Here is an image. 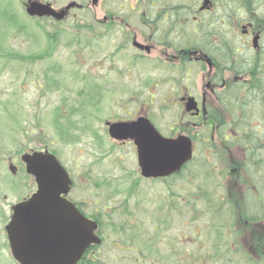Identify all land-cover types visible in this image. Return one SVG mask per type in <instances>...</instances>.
I'll list each match as a JSON object with an SVG mask.
<instances>
[{"label": "flooded vegetation", "instance_id": "af4514ba", "mask_svg": "<svg viewBox=\"0 0 264 264\" xmlns=\"http://www.w3.org/2000/svg\"><path fill=\"white\" fill-rule=\"evenodd\" d=\"M219 1L126 2L130 13L139 18L140 34L88 39L91 47L96 42V48L106 44L107 49L99 53L110 73L126 76L123 84L133 92L125 105L139 102L134 112L124 105L121 115L104 119L109 135L111 125H119L118 141H112L120 148L132 147L138 157L130 136L140 131L148 140L154 124L169 139L189 140L184 142H190L193 157L163 179L141 176L136 162L137 186L160 185L169 193V205L158 200L157 206L163 207L152 214L142 209V201L152 198L154 190L132 193L142 199L137 220L131 218L128 205L116 210L109 204L123 195L80 200L74 185L66 200L98 224L94 235L102 242L91 245L77 264H129L132 259L139 263L155 251L160 258L174 257L176 264H264V92L260 90L264 23L255 20L256 13L244 17L236 3L230 15ZM104 18L100 24L107 27L130 19H121L113 11ZM159 102L168 114L176 112L177 120L167 123L169 133L155 124L152 105ZM147 153L150 171L170 168L165 148L158 146L154 153L160 159L155 163L154 153L150 149ZM176 187L180 188L174 193ZM199 212L204 225L198 257L194 242L201 232L194 224ZM10 220L1 249L5 259L18 264L6 231ZM72 244L65 240L66 247ZM130 253L135 257L131 259Z\"/></svg>", "mask_w": 264, "mask_h": 264}, {"label": "rangeland", "instance_id": "374dc122", "mask_svg": "<svg viewBox=\"0 0 264 264\" xmlns=\"http://www.w3.org/2000/svg\"><path fill=\"white\" fill-rule=\"evenodd\" d=\"M28 1L0 0V264H14L9 257L5 259L1 249L10 210L35 188L34 181L26 177L20 166V156L25 152L48 149L56 153L74 179L75 196L80 200L95 195H123L116 203L109 204L116 210H124L128 205L126 209L136 220L142 199L139 201L132 193L154 190L152 198L142 201V209L151 214L163 207L157 206L158 200L169 205L165 187H150L145 183L137 186L136 154L130 146L118 147L105 130L104 119L114 113L121 115L120 107L131 98L133 91L123 84L125 75L109 72V65L99 53L107 49L106 44L96 48V42L91 47L88 40L140 34L143 28L139 18L130 13L126 4L134 0H101L94 9L90 0H36L50 3L56 9L75 1L84 8L87 6L73 11L63 23L29 18L25 10ZM108 11L121 19L129 16V23L122 20L121 24L111 27L100 24ZM54 42L56 46L51 52L49 43ZM35 55H43V60L31 64L20 58ZM138 105L139 102L124 107L134 112ZM162 105L154 103L152 112L155 124L166 133L171 128L167 123L177 118L176 112L170 115ZM59 111L65 117L59 123L68 128L65 135L55 123ZM14 165L20 170L15 175L10 170ZM197 219L194 227L201 234L195 237L194 243L199 257L204 225L200 212ZM178 232L182 234L181 230ZM149 255L150 259L136 263L132 259L135 255L130 253L129 264H176L170 255L160 258L157 251Z\"/></svg>", "mask_w": 264, "mask_h": 264}, {"label": "water", "instance_id": "95a60500", "mask_svg": "<svg viewBox=\"0 0 264 264\" xmlns=\"http://www.w3.org/2000/svg\"><path fill=\"white\" fill-rule=\"evenodd\" d=\"M100 0H92L94 6ZM78 4L71 3L63 11H56L50 5L40 4L30 0L26 5L27 14L32 17H51L63 21L67 11L76 8ZM119 125H111L113 138H119ZM152 134L148 140L140 131L131 134L139 153L142 175L151 178L170 176L179 170L192 157L191 144L185 140H167L160 136L150 125ZM181 142V143H180ZM184 142V143H183ZM158 146L165 148L170 168L160 170L157 167L149 170L147 149L152 153ZM160 154L154 153L153 159L158 161ZM22 161L26 164L27 173L34 177L37 183V193L30 199L17 204L13 208V217L7 225L8 238L16 261L20 264H77L92 244L101 241L94 235L97 224L90 222L78 210L62 197L67 195L73 184L69 174L60 161L49 151L25 153ZM155 163V162H154ZM159 166V164H157ZM65 240L73 241L71 246H65Z\"/></svg>", "mask_w": 264, "mask_h": 264}, {"label": "trees", "instance_id": "16d2710c", "mask_svg": "<svg viewBox=\"0 0 264 264\" xmlns=\"http://www.w3.org/2000/svg\"><path fill=\"white\" fill-rule=\"evenodd\" d=\"M219 2L221 4H223V8H225L226 10L227 9L230 10L229 11L230 15H231L232 7L236 3V5H238V7L242 11V13H244V17H247L249 13L252 14V15L254 13H256V15H253L255 20H257V21L260 20V21H262L264 23V0H221ZM49 45H50V47H48V49L52 52L55 49L56 43L55 42L54 43H49ZM46 53H47V55L52 56V55H50V52H46ZM9 57H11V56L9 55ZM28 57L20 56V58H22L25 61L27 59L28 63H31V64H32V62H37V61L43 60V55L42 56H36L35 55V56L30 57V58H28ZM261 69H264V64L261 66ZM262 86H263V84H261L260 90L264 92V86L263 87ZM60 118H65L63 116V114L61 113V111H59L58 118L56 119L55 123L60 128V133L64 134L65 132H67L66 130H68V128H67L66 125H64L62 123H59ZM22 171H23V169H22ZM26 177L30 178L27 174H26Z\"/></svg>", "mask_w": 264, "mask_h": 264}]
</instances>
